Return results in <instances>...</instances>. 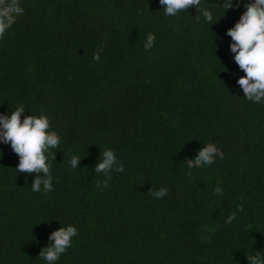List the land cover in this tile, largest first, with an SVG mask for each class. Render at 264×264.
Wrapping results in <instances>:
<instances>
[{"label": "trees", "instance_id": "trees-1", "mask_svg": "<svg viewBox=\"0 0 264 264\" xmlns=\"http://www.w3.org/2000/svg\"><path fill=\"white\" fill-rule=\"evenodd\" d=\"M227 2L202 0L209 23L194 7L165 16L159 0H21L24 14L0 40V114L23 105L22 120L47 115L61 143L54 190L36 193L35 174L19 173L0 142V264H46L41 249L68 225L79 235L57 264L264 256V104L237 84L245 73L227 35L253 0L225 11ZM149 33L156 41L145 50ZM209 142L223 159L188 169ZM105 149L124 165L107 188L93 170ZM162 186L164 198L149 194Z\"/></svg>", "mask_w": 264, "mask_h": 264}, {"label": "clouds", "instance_id": "clouds-1", "mask_svg": "<svg viewBox=\"0 0 264 264\" xmlns=\"http://www.w3.org/2000/svg\"><path fill=\"white\" fill-rule=\"evenodd\" d=\"M165 16H177L189 7L200 11L209 23L213 20L212 13L201 8L202 0H159ZM225 11L232 7V0L225 4ZM224 11V13H225ZM25 9L21 0H0V40L15 24L17 18L23 15ZM227 35L231 37L230 50L239 69L245 75L237 80L242 88L244 97L254 103L264 104V0H253L246 4L239 21L234 27L228 29ZM155 33H149L143 44L145 50L154 47ZM102 49L93 54V60L99 62ZM25 107L18 105L11 115L0 114V142L10 144L11 149L19 157L16 170L19 173L35 174L31 190L39 193L53 191L52 161L56 159V152L61 143L58 132L50 130L51 121L47 115H28L21 119ZM224 153L215 143L209 142L198 150L194 159H187L188 169L211 166L217 158L223 159ZM81 157L73 155L70 165L76 169L80 165ZM94 172L103 174L106 179L98 183L97 187L107 188L112 179L111 173L123 172L124 165L117 159L113 149L101 152L100 159L94 166ZM191 175V172L188 173ZM169 192V188L162 186L159 190H149L154 198L162 199ZM217 195H223L220 187L214 189ZM238 210L243 211V205H238ZM236 219V214H230L225 223ZM78 229L74 225L61 226L49 236V245L41 249L39 258L46 264H57L62 254L72 247L73 238L78 236ZM248 264H264V256L257 251L254 255L247 256Z\"/></svg>", "mask_w": 264, "mask_h": 264}]
</instances>
